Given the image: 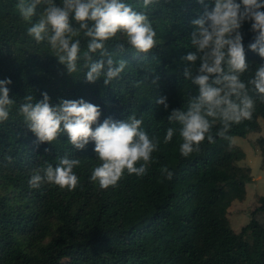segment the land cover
Masks as SVG:
<instances>
[{
	"label": "trees",
	"instance_id": "trees-1",
	"mask_svg": "<svg viewBox=\"0 0 264 264\" xmlns=\"http://www.w3.org/2000/svg\"><path fill=\"white\" fill-rule=\"evenodd\" d=\"M126 2L144 10L142 0ZM205 3L209 10L214 6V0ZM15 4L16 0H0V80L12 81L9 97L14 100L9 119L0 123V264H264V196L238 232L225 218L251 182V169L239 165L245 158L242 149L216 137L214 144L205 141L201 152L183 158L178 132L171 142H163L169 127H179L168 121L171 111L186 110L198 92L183 75L189 66L183 57L194 51L192 21L204 7L196 0H159L151 5L145 11L157 33V47L144 54L125 45L121 53L115 47L118 41L109 42L108 50L127 65L120 78L105 85L103 77L87 83L83 71L68 74L46 43L38 45L27 35L30 25L20 18ZM73 26L78 27L74 22ZM249 29L248 22L241 29L249 63L241 77L245 82L264 64L248 50L253 37ZM81 48L86 50L83 38ZM155 77L157 84L152 82ZM44 92L53 106L79 99L99 106L98 123L126 120L133 114L142 118L143 129L160 140L147 175L125 173L117 187L102 190L90 182L99 164L94 143L75 150L62 134L57 142L37 147L19 106L25 96L32 95L36 102ZM249 94L257 99L251 87ZM162 96L167 97V110L156 103ZM261 122L264 103L257 99L252 119L233 125L228 135L245 139L261 131ZM257 144L264 157V138ZM65 154L81 161L74 169L80 180L75 190L47 184L29 187L36 169L46 163L55 167ZM164 166L174 173L170 181L160 175Z\"/></svg>",
	"mask_w": 264,
	"mask_h": 264
},
{
	"label": "clouds",
	"instance_id": "clouds-1",
	"mask_svg": "<svg viewBox=\"0 0 264 264\" xmlns=\"http://www.w3.org/2000/svg\"><path fill=\"white\" fill-rule=\"evenodd\" d=\"M158 2L142 0L141 11L126 0H16L15 7L20 18L30 25L27 35L38 45L46 43L68 74L83 71L87 83H96L103 77V83L108 85L122 76L127 65L108 50L109 42L118 41L115 47L121 53L125 45L144 54L157 47V33L145 10ZM196 2L204 11L192 21L190 43L194 51L183 57L189 65L183 75L198 92L189 99L186 110L171 111L168 121L179 127H169L163 140L165 144L171 142L178 132L183 158L201 152L205 141L214 144L216 137L231 141L228 133L232 126L252 119L257 99L264 103V64L247 82L241 79L249 71L241 31L246 22L253 34L248 50L264 60V0H214L211 10L205 0ZM34 17H38L35 22ZM82 38L86 41L83 51ZM197 62L199 66L195 67ZM158 80L155 77L153 84ZM11 83L10 79L0 80V123L9 119L14 106L9 97ZM249 87L257 99L249 94ZM41 95L42 99L34 102L29 94L19 106V115L34 134L37 147L57 142L62 134L67 135L75 150H86L90 142L94 143L99 164L93 168L90 182L102 190L117 187L125 173L137 178L147 175L160 140L143 129L142 118L133 114L126 120L107 118L98 123L101 110L97 105L79 99L61 100L53 106L46 92ZM156 103L165 110L169 107L164 96ZM80 164V159L65 154L55 167L46 163L36 169L29 187L39 189L47 184L71 192L80 184L74 172ZM159 171L164 179H173L174 173L167 166Z\"/></svg>",
	"mask_w": 264,
	"mask_h": 264
},
{
	"label": "rangeland",
	"instance_id": "rangeland-1",
	"mask_svg": "<svg viewBox=\"0 0 264 264\" xmlns=\"http://www.w3.org/2000/svg\"><path fill=\"white\" fill-rule=\"evenodd\" d=\"M260 125L261 131L259 133L249 134L245 139L238 137L232 139L234 145L241 148L245 153L244 160L239 163L241 167L252 169L256 158L262 156L257 140L264 138L263 122ZM262 158V165L257 177L251 178V182L245 185L225 214L229 228L233 231L238 232L243 226L248 224L251 219V212L258 205L259 197L264 196V157L262 156ZM260 223L264 226V219Z\"/></svg>",
	"mask_w": 264,
	"mask_h": 264
},
{
	"label": "water",
	"instance_id": "water-1",
	"mask_svg": "<svg viewBox=\"0 0 264 264\" xmlns=\"http://www.w3.org/2000/svg\"><path fill=\"white\" fill-rule=\"evenodd\" d=\"M262 160H263V158H262V156L260 157V156H258L257 158H256V160H255V163H254V166H253V168L251 169V171H250V177L251 178H256L257 177V175H258V173H259V171H260V167H261V165H262ZM256 169H258V171H256ZM255 172V174H253Z\"/></svg>",
	"mask_w": 264,
	"mask_h": 264
}]
</instances>
